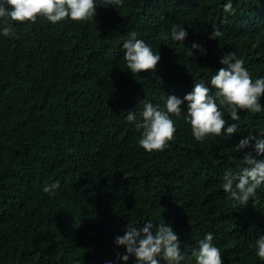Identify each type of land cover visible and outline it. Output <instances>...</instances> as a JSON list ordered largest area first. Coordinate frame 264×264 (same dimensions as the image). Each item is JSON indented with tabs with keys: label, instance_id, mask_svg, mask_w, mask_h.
I'll use <instances>...</instances> for the list:
<instances>
[{
	"label": "trees",
	"instance_id": "16d2710c",
	"mask_svg": "<svg viewBox=\"0 0 264 264\" xmlns=\"http://www.w3.org/2000/svg\"><path fill=\"white\" fill-rule=\"evenodd\" d=\"M223 3L124 0L118 9L98 6L90 22L38 18L0 38V264H134L132 256L117 260L125 249L115 237L150 218L172 226L181 251L212 231L225 264H264L249 247L264 232V187L255 205L235 208L220 187L224 172L242 163L239 139L264 129V112L241 111L240 134L203 142L172 116L174 139L152 153L124 120L144 98L162 105V94L183 98L196 80L210 81L230 51L253 77L264 75V0H234L232 16ZM170 22L186 29L185 49L196 42L207 53L190 57L163 44L158 34ZM212 24L222 29L218 40L208 38ZM132 29L161 57L137 77L120 48ZM57 180L55 194L42 191Z\"/></svg>",
	"mask_w": 264,
	"mask_h": 264
},
{
	"label": "clouds",
	"instance_id": "9594fccd",
	"mask_svg": "<svg viewBox=\"0 0 264 264\" xmlns=\"http://www.w3.org/2000/svg\"><path fill=\"white\" fill-rule=\"evenodd\" d=\"M123 3L124 0H0V38H15L17 28L35 23L38 18L52 25L90 22L95 20L98 6L118 9ZM221 7L229 16L236 14L234 0H224ZM187 35L183 25L176 22H170L167 30L158 34L163 44L168 45L171 41L183 48ZM222 35V29L212 24L208 38L218 40ZM120 37L124 66L134 77L142 71L156 69L161 59L159 49L154 50L136 29ZM192 50L207 53L206 48L196 42L190 49H185L186 55L191 57ZM219 62L223 67L211 74L210 81L196 80L192 91L183 98L162 94V105L144 98L125 113L124 120L139 132L137 144L140 147L149 153L169 147L176 132L172 116L182 118L189 125L194 140L203 142L218 137L229 140L233 134H240L241 111L246 114L264 112L261 104L264 75L253 77L245 67L244 57L236 51L225 53ZM234 149L243 153L242 163L236 165L235 170L228 168L221 177L224 199L230 201L234 208L245 206L250 200L255 205L257 189L264 187V158L257 159L264 157V129L258 134L250 132L242 136ZM245 149L251 151L245 152ZM227 158L229 161L235 159L233 156ZM59 188L60 181L57 180L44 184L42 191L52 195ZM137 224L138 221L129 224L122 236L115 237L117 247L125 249L124 253H117L118 261L127 262L132 256L134 264H161V261L163 264H225L212 231H206L196 239L190 250L181 251L178 234L164 220L154 222L150 218L140 227ZM249 247H254L255 256L264 261V232H259ZM105 264L113 262L106 261Z\"/></svg>",
	"mask_w": 264,
	"mask_h": 264
}]
</instances>
